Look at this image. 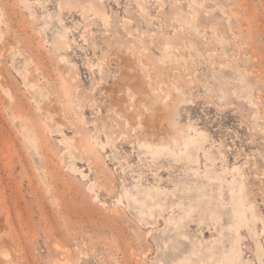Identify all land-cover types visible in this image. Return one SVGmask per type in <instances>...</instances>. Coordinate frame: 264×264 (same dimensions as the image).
<instances>
[{
	"label": "rangeland",
	"instance_id": "rangeland-1",
	"mask_svg": "<svg viewBox=\"0 0 264 264\" xmlns=\"http://www.w3.org/2000/svg\"><path fill=\"white\" fill-rule=\"evenodd\" d=\"M232 243L264 264V0H0V264H214Z\"/></svg>",
	"mask_w": 264,
	"mask_h": 264
},
{
	"label": "bare ground",
	"instance_id": "bare-ground-1",
	"mask_svg": "<svg viewBox=\"0 0 264 264\" xmlns=\"http://www.w3.org/2000/svg\"><path fill=\"white\" fill-rule=\"evenodd\" d=\"M22 126V125H21ZM23 129V128H22ZM58 132V131H57ZM153 133V132H152ZM199 139V138H198ZM201 140V139H200ZM197 142H196V138L195 136L194 137H190V136H186L183 140H182V143L180 145L177 144V142H175L174 144V155L175 157H177L178 159L180 160H183L186 162V164L188 165H191V166H194V164L197 162V155H196V151H197ZM210 148V147H209ZM209 150V149H208ZM207 152V151H206ZM209 154V153H207ZM159 156V155H158ZM157 158V157H155ZM176 160V159H175ZM205 160H208V159H205ZM207 162V161H206ZM215 162V161H214ZM213 164V163H211ZM71 165V164H70ZM189 167V166H188ZM195 167V166H194ZM204 167V166H203ZM205 168V167H204ZM190 170V169H189ZM198 170V169H197ZM197 170H194V172H188V175L189 176H193L195 177L194 179L196 180H199L201 182V184H203V179H206L209 175H208V172L206 173H199L197 172ZM208 170V169H207ZM192 171V170H191ZM237 177V176H235ZM234 178V177H233ZM238 180V179H237ZM236 181V180H235ZM233 182V181H232ZM239 182V181H238ZM237 184L233 183L231 185V188H230V193H231V196H232V199H233V212H234V215L236 217V221H242V214L240 213V210H239V207L241 206L240 204V190H237ZM222 193V192H221ZM220 194V193H219ZM243 199V198H242ZM216 204L218 205L219 203V200L218 198H210L207 203V205H209L208 207L210 208V212L212 210V207L211 206L212 204ZM250 207V206H249ZM221 209V208H220ZM224 211V210H223ZM216 213V212H215ZM228 213V212H227ZM232 215V216H234ZM215 217V216H213ZM221 219V218H220ZM230 220V218H229ZM246 221H244L245 223ZM247 223V222H246ZM1 245V244H0ZM10 251V250H9ZM4 252H6L4 250ZM3 250H2V253L0 252V254H3L4 253ZM8 252V251H7ZM224 252V253H223ZM10 253V252H9ZM12 255V253H11ZM6 256V254H5ZM7 259V258H6ZM22 259V258H21ZM9 262H10V254H9ZM238 260H239V252H238V248H237V245L236 243H232L229 247V249L225 252L224 250L218 254L215 258V263L214 264H238ZM170 262L171 263H175V260L174 259H170ZM177 264V263H176Z\"/></svg>",
	"mask_w": 264,
	"mask_h": 264
}]
</instances>
